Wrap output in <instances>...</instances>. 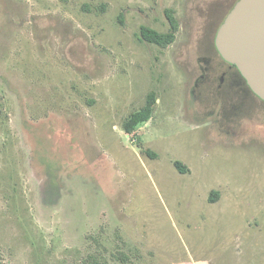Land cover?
Instances as JSON below:
<instances>
[{
    "label": "rangeland",
    "instance_id": "obj_1",
    "mask_svg": "<svg viewBox=\"0 0 264 264\" xmlns=\"http://www.w3.org/2000/svg\"><path fill=\"white\" fill-rule=\"evenodd\" d=\"M235 1L0 0V264H264L263 104L224 131V93L192 90ZM167 8L174 42L139 39Z\"/></svg>",
    "mask_w": 264,
    "mask_h": 264
},
{
    "label": "water",
    "instance_id": "obj_2",
    "mask_svg": "<svg viewBox=\"0 0 264 264\" xmlns=\"http://www.w3.org/2000/svg\"><path fill=\"white\" fill-rule=\"evenodd\" d=\"M216 46L264 100V0H238L216 34Z\"/></svg>",
    "mask_w": 264,
    "mask_h": 264
},
{
    "label": "flooded vegetation",
    "instance_id": "obj_3",
    "mask_svg": "<svg viewBox=\"0 0 264 264\" xmlns=\"http://www.w3.org/2000/svg\"><path fill=\"white\" fill-rule=\"evenodd\" d=\"M237 1L229 7L228 12L220 19L212 33L209 34L210 47L207 49L208 55L199 57L202 65L198 67V71L195 74L197 76L195 77L192 89L194 91H200L203 88H208L210 92L224 93L222 95L226 98L227 102V111L225 114L226 116L228 115V120L225 121V119H222L225 122L220 125L226 127L222 129L224 131H227V127L233 128V122L239 125L242 114L240 111L245 104L249 103L254 105L260 103L264 107V100L253 91L239 68L235 64L227 61L220 54L216 46V34ZM216 122L217 120L215 118L212 124L214 125ZM236 135L235 133L233 137H236Z\"/></svg>",
    "mask_w": 264,
    "mask_h": 264
},
{
    "label": "trees",
    "instance_id": "obj_4",
    "mask_svg": "<svg viewBox=\"0 0 264 264\" xmlns=\"http://www.w3.org/2000/svg\"><path fill=\"white\" fill-rule=\"evenodd\" d=\"M165 12H166V16L169 21L168 30L165 32H162L148 25H142L140 28L139 39L144 40L150 44H156L161 48H166L171 43L174 42L176 38V33L179 30V21L173 9L167 8ZM157 98L158 97L155 91L149 92L146 97L145 104L141 108L133 111L124 120L122 126H123V129L126 131V133L135 132L142 124L146 123L147 121L151 119L154 109H155ZM145 153L153 158L157 156V154L153 152L152 150H150L149 148L145 149ZM174 164L180 173L184 174L188 172L186 165L182 161L176 160ZM47 187H48V190L50 189L54 190L55 184L51 181L50 186L47 185ZM218 195H219V192L217 190L212 191L209 196V201L211 202L217 201ZM116 256L122 262H128V260L130 259L129 255L126 254L125 252H118ZM116 256L113 254V257L115 259H116ZM89 263L90 264H114L110 259L108 260L106 258H103V260H99L96 257H91L89 259Z\"/></svg>",
    "mask_w": 264,
    "mask_h": 264
},
{
    "label": "crops",
    "instance_id": "obj_5",
    "mask_svg": "<svg viewBox=\"0 0 264 264\" xmlns=\"http://www.w3.org/2000/svg\"><path fill=\"white\" fill-rule=\"evenodd\" d=\"M180 264H183V263H180Z\"/></svg>",
    "mask_w": 264,
    "mask_h": 264
}]
</instances>
